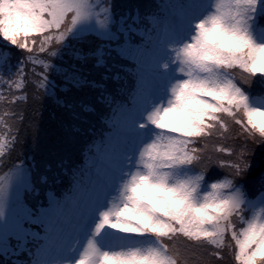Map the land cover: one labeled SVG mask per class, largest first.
Segmentation results:
<instances>
[{
	"label": "snow or ice",
	"instance_id": "obj_1",
	"mask_svg": "<svg viewBox=\"0 0 264 264\" xmlns=\"http://www.w3.org/2000/svg\"><path fill=\"white\" fill-rule=\"evenodd\" d=\"M0 264H264V0H0Z\"/></svg>",
	"mask_w": 264,
	"mask_h": 264
},
{
	"label": "trees",
	"instance_id": "obj_2",
	"mask_svg": "<svg viewBox=\"0 0 264 264\" xmlns=\"http://www.w3.org/2000/svg\"><path fill=\"white\" fill-rule=\"evenodd\" d=\"M47 117H48V113H47V112H45V118L47 119Z\"/></svg>",
	"mask_w": 264,
	"mask_h": 264
}]
</instances>
